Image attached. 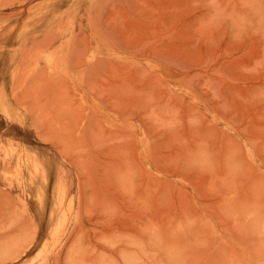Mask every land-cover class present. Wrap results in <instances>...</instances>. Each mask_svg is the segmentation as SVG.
Wrapping results in <instances>:
<instances>
[{
    "label": "rangeland",
    "instance_id": "1",
    "mask_svg": "<svg viewBox=\"0 0 264 264\" xmlns=\"http://www.w3.org/2000/svg\"><path fill=\"white\" fill-rule=\"evenodd\" d=\"M0 264H264V0H0Z\"/></svg>",
    "mask_w": 264,
    "mask_h": 264
}]
</instances>
